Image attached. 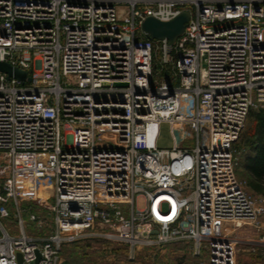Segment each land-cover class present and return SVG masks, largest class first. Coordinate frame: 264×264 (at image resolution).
Instances as JSON below:
<instances>
[{
    "label": "built area",
    "instance_id": "obj_1",
    "mask_svg": "<svg viewBox=\"0 0 264 264\" xmlns=\"http://www.w3.org/2000/svg\"><path fill=\"white\" fill-rule=\"evenodd\" d=\"M180 12L189 21L171 47L143 37L147 17ZM0 62L30 78L0 73V264L35 252L61 264V247L87 236L131 256L192 242L207 264L264 247V197L234 175L248 113L264 108V0H0ZM162 124L170 149L156 145ZM187 134L194 146L178 147ZM38 178L53 194L44 236L24 231L19 208Z\"/></svg>",
    "mask_w": 264,
    "mask_h": 264
},
{
    "label": "rangeland",
    "instance_id": "obj_2",
    "mask_svg": "<svg viewBox=\"0 0 264 264\" xmlns=\"http://www.w3.org/2000/svg\"><path fill=\"white\" fill-rule=\"evenodd\" d=\"M190 11L193 15V8H191ZM161 57L162 52L158 49H154L152 65L155 67L153 79L156 80L167 75L166 72L164 73L161 71ZM259 109L261 108L252 110L257 111ZM262 110H264V108ZM248 122L249 120H246L242 130L243 132L247 128L249 124ZM174 138H178V134ZM238 142H240V138ZM156 145L158 148L170 149L173 147V140L167 124L160 125ZM177 146L181 148L193 147L194 141L192 135L187 134L186 140L182 142V144H177ZM245 158L246 156L243 157V160ZM241 160L242 156L240 157V162H238V165L234 169L236 180L244 185L245 191L250 195H260L249 189L247 184L249 179L246 171L249 173H251V171L247 168V164H245L244 169ZM261 182V186L264 187V176L262 177ZM41 183L42 178L34 180V199H23L19 202V208L24 221V231L28 234L44 236L50 229L49 225L51 216L49 215L47 208L52 204L53 194L46 189H43ZM41 198L45 199V203H43ZM135 205L137 208L142 209L144 207L143 199L138 198ZM4 208L8 209L9 217L2 219L1 222L10 234L13 233L16 235L17 227L13 220L15 210L10 206H4ZM30 215L35 216V221H29ZM40 220L43 221V224L41 227H38L37 223ZM248 231L247 228H243L236 234L246 235ZM61 262L62 264H207L208 252L206 249H201L200 253H196L192 242H178L160 247L140 246L135 249V254L131 256L129 254L128 246L126 245L87 236L79 242H76V244L67 246L61 256ZM234 264H264V247L254 248V246H249L247 244L239 245L237 247Z\"/></svg>",
    "mask_w": 264,
    "mask_h": 264
},
{
    "label": "trees",
    "instance_id": "obj_3",
    "mask_svg": "<svg viewBox=\"0 0 264 264\" xmlns=\"http://www.w3.org/2000/svg\"><path fill=\"white\" fill-rule=\"evenodd\" d=\"M161 71L165 73L164 70ZM246 120H249V124L245 131H242L243 133L241 132L239 137L240 142H238V139L234 145V149L237 152L238 162H240L239 160L242 156L241 162L244 169L245 164H247V168L251 171V173L246 171L249 179L247 183L249 189L264 197V187L261 186L262 177L264 176V110L259 109L253 111L251 109ZM244 156L246 158L243 160ZM70 245L73 244H67L61 247L60 257L67 246Z\"/></svg>",
    "mask_w": 264,
    "mask_h": 264
},
{
    "label": "water",
    "instance_id": "obj_4",
    "mask_svg": "<svg viewBox=\"0 0 264 264\" xmlns=\"http://www.w3.org/2000/svg\"><path fill=\"white\" fill-rule=\"evenodd\" d=\"M189 21L187 12H180L169 21H160L153 17H147L140 25V30L144 38L152 41L167 40V44L171 47L175 40L182 35L185 25ZM0 73H4L8 78H14L21 81H29L27 72L19 70L9 63L0 62ZM36 260L31 264H36L39 259V253L35 252ZM18 264H22L21 256L17 255Z\"/></svg>",
    "mask_w": 264,
    "mask_h": 264
}]
</instances>
